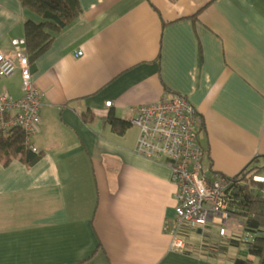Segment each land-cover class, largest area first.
I'll use <instances>...</instances> for the list:
<instances>
[{
    "label": "crops",
    "instance_id": "obj_1",
    "mask_svg": "<svg viewBox=\"0 0 264 264\" xmlns=\"http://www.w3.org/2000/svg\"><path fill=\"white\" fill-rule=\"evenodd\" d=\"M78 1L80 18L34 64L41 158L0 162V264H235L242 247L216 259L168 250L170 170L134 153L137 128L118 135L103 120L176 94L201 119L212 172L263 166L264 0ZM26 19L0 0V52L24 39ZM0 93L21 96L18 73Z\"/></svg>",
    "mask_w": 264,
    "mask_h": 264
},
{
    "label": "built area",
    "instance_id": "obj_2",
    "mask_svg": "<svg viewBox=\"0 0 264 264\" xmlns=\"http://www.w3.org/2000/svg\"><path fill=\"white\" fill-rule=\"evenodd\" d=\"M11 46V53L0 52V79L18 73L21 96L15 99L0 93V137L17 129L24 135V146L39 154L32 140L41 123L42 93L32 79L24 39L13 40ZM82 55V52L76 53V57ZM111 105L110 101L105 103L106 108ZM132 113L129 123L139 132L134 153L148 160L162 161L170 170L175 187V216L169 225L168 250L216 259L231 242L248 239L244 220L229 211L231 178L217 175L209 179L206 152L199 141L201 119L188 100L166 93L158 102L136 107ZM253 181L264 183L257 176Z\"/></svg>",
    "mask_w": 264,
    "mask_h": 264
},
{
    "label": "trees",
    "instance_id": "obj_3",
    "mask_svg": "<svg viewBox=\"0 0 264 264\" xmlns=\"http://www.w3.org/2000/svg\"><path fill=\"white\" fill-rule=\"evenodd\" d=\"M18 1L25 11L36 17V20L26 19L23 24L25 51L32 66L50 48L55 37L80 18L81 10L78 0ZM103 122L118 135L130 128L129 121H122L111 112ZM24 140L23 133L17 129L0 137V162L7 165L13 159H18L26 167L34 166L41 154L27 149ZM205 152L206 163L210 167L206 149ZM261 159L264 162V156ZM256 162L252 161L249 167L231 178L233 190L230 194L229 211L244 220V232L248 235V239L241 243H230L231 246L243 248L235 264H264V183L253 181L264 164L258 166ZM215 176L217 174L210 170L209 179Z\"/></svg>",
    "mask_w": 264,
    "mask_h": 264
},
{
    "label": "rangeland",
    "instance_id": "obj_4",
    "mask_svg": "<svg viewBox=\"0 0 264 264\" xmlns=\"http://www.w3.org/2000/svg\"><path fill=\"white\" fill-rule=\"evenodd\" d=\"M255 175L257 177H260V176L264 177V167L260 168Z\"/></svg>",
    "mask_w": 264,
    "mask_h": 264
},
{
    "label": "water",
    "instance_id": "obj_5",
    "mask_svg": "<svg viewBox=\"0 0 264 264\" xmlns=\"http://www.w3.org/2000/svg\"><path fill=\"white\" fill-rule=\"evenodd\" d=\"M31 74H34L36 72V67L35 65H32L30 68ZM199 233V232H198Z\"/></svg>",
    "mask_w": 264,
    "mask_h": 264
}]
</instances>
